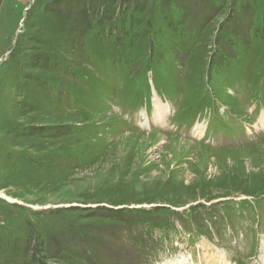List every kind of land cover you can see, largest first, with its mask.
<instances>
[{"label":"rangeland","instance_id":"1","mask_svg":"<svg viewBox=\"0 0 264 264\" xmlns=\"http://www.w3.org/2000/svg\"><path fill=\"white\" fill-rule=\"evenodd\" d=\"M262 118L264 0H0V264H264Z\"/></svg>","mask_w":264,"mask_h":264},{"label":"trees","instance_id":"2","mask_svg":"<svg viewBox=\"0 0 264 264\" xmlns=\"http://www.w3.org/2000/svg\"><path fill=\"white\" fill-rule=\"evenodd\" d=\"M190 21L192 22L193 26L195 27L196 30H198L200 28V26L205 22V19H190ZM198 22V24H196ZM168 25H169V33L172 34H176L179 37H182L184 40L188 37L187 35V30L189 27V22L185 17H178V18H169L168 20ZM116 80V79H114ZM176 90H178L176 88ZM179 95L182 94V92H178ZM204 110V109H203ZM201 110V111H203ZM85 123V121L83 122V124ZM100 146H102V150L100 151V155L102 156L104 153H106L108 151V149H110L109 147H111L109 145V143L107 142H103L102 144H100ZM84 154L86 155V160H89V155L91 154V151L88 150H84ZM95 156H97L98 161L99 160V155L94 151L93 153ZM68 162V161H67ZM88 162V161H87ZM127 208H122V209H117L116 211H123ZM137 212V211H135ZM139 217V216H138ZM141 218H146V219H141ZM138 223L142 224L143 226H147L149 229H159L160 227H163L164 229L168 230L169 227L166 224H156L155 221L151 218V217H140L138 218ZM107 234L111 233L113 236L115 235V233L113 231H106ZM104 246V245H103ZM93 258H90L89 260H87L86 262L89 264H97L96 262L92 261Z\"/></svg>","mask_w":264,"mask_h":264},{"label":"bare ground","instance_id":"3","mask_svg":"<svg viewBox=\"0 0 264 264\" xmlns=\"http://www.w3.org/2000/svg\"><path fill=\"white\" fill-rule=\"evenodd\" d=\"M163 110H164L163 108L158 107V108H157V112H156L157 115L160 116V115L162 114ZM262 119L264 120V118H262ZM138 135L140 136V135H142V133H136V134H132V135H129V136H138ZM144 135H149V136H150L151 134H147V133H146V134H144ZM141 144H142V143H141ZM142 145H143V144H142ZM169 148H170V147H169ZM188 262H190V261L188 260Z\"/></svg>","mask_w":264,"mask_h":264}]
</instances>
